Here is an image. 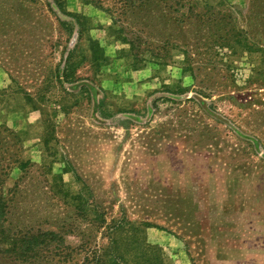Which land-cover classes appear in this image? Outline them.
<instances>
[{"label":"rangeland","instance_id":"rangeland-1","mask_svg":"<svg viewBox=\"0 0 264 264\" xmlns=\"http://www.w3.org/2000/svg\"><path fill=\"white\" fill-rule=\"evenodd\" d=\"M193 1L176 23L135 0H0V264H25V234L99 248L120 222L123 253L143 237L162 264H264L263 9Z\"/></svg>","mask_w":264,"mask_h":264},{"label":"trees","instance_id":"trees-1","mask_svg":"<svg viewBox=\"0 0 264 264\" xmlns=\"http://www.w3.org/2000/svg\"><path fill=\"white\" fill-rule=\"evenodd\" d=\"M256 3H259V7L263 9L264 14V0H251V4L256 8ZM149 6H160V11L163 19L171 22L174 20L176 23H184L191 20L192 16L186 17V10L192 11L197 3L193 0H135V9L144 10ZM163 6V7H161ZM169 9H172V13L169 14ZM180 12L181 9L185 10V13L179 17L174 15ZM174 16H170V15ZM200 21H205L202 17L195 16ZM81 213H88L87 209L80 208ZM95 218L99 220L104 219L101 215H95ZM7 220V204L0 198V227H2ZM126 222V221H125ZM131 225L129 222H120L112 227L106 228V232L103 233V238L107 241V245L104 247H74L65 243V236L60 232L46 231L39 232L38 234H25L24 237L18 241L21 257L20 259L25 264H35L36 260L41 256L42 258L53 257L54 264H162V262L154 261L151 257V251L158 250L147 243L145 239L138 238L140 244L135 247H131L126 250L127 253H123L117 245L120 242V238L117 237L118 233L124 228V225ZM131 240V237H127L125 240ZM133 239V238H132ZM132 241V240H131ZM49 255V256H48ZM81 257V259H79Z\"/></svg>","mask_w":264,"mask_h":264}]
</instances>
